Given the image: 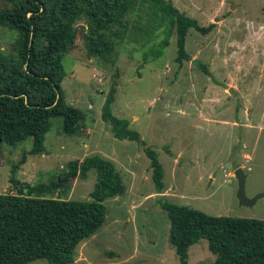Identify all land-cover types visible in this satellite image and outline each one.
I'll list each match as a JSON object with an SVG mask.
<instances>
[{
    "label": "rangeland",
    "instance_id": "374dc122",
    "mask_svg": "<svg viewBox=\"0 0 264 264\" xmlns=\"http://www.w3.org/2000/svg\"><path fill=\"white\" fill-rule=\"evenodd\" d=\"M166 1L203 27L216 25L206 36L190 30L186 46L191 61L176 62L174 32L164 55H156L166 28L160 13L151 16L147 2L129 15L115 65L88 57V25L80 20L76 43L63 58L62 89L67 103L84 114L81 129L65 135L63 119H52L43 155L29 154L33 138L0 145V194L16 193L12 180L33 186L57 181L72 161L99 156L114 162L127 192L106 200V222L78 247V264H180L163 202L216 217L264 221V0ZM17 38L16 31L0 27V55L15 54ZM116 72L113 114L128 120L156 152L164 170L163 195L157 193L145 147L115 138L102 119ZM238 169L246 176L247 198L262 196L253 205L240 202ZM96 184L92 170L52 197L91 201ZM215 260L206 239L189 251L188 264Z\"/></svg>",
    "mask_w": 264,
    "mask_h": 264
},
{
    "label": "trees",
    "instance_id": "16d2710c",
    "mask_svg": "<svg viewBox=\"0 0 264 264\" xmlns=\"http://www.w3.org/2000/svg\"><path fill=\"white\" fill-rule=\"evenodd\" d=\"M144 2L150 4L151 16L160 13L161 27L166 28V39L156 55H164L174 32L180 66L192 59L186 46L190 30L206 36L216 27L201 26L166 0H0V27L18 34L16 53L0 55V145L16 146L33 138L29 154L43 155L50 121L56 118L63 119L65 135H76L84 114L67 103L62 83L66 77L63 58L76 43L77 22L87 21L84 43L88 57L115 65L114 55L130 26L128 17ZM119 78L116 72L102 119L111 125L115 138L145 147L157 193L163 195L164 170L156 152L147 148L128 120L113 114ZM92 170L97 172V184L91 201L52 197ZM12 183L17 186L16 193L0 194V264H29L41 259L50 264H78V247L106 222V200L127 192L114 162L99 156L70 162L68 170L50 184ZM161 207L168 214L169 240L180 264L189 263L191 247L202 239L216 255L214 264H264L263 220L216 217L169 202Z\"/></svg>",
    "mask_w": 264,
    "mask_h": 264
},
{
    "label": "water",
    "instance_id": "95a60500",
    "mask_svg": "<svg viewBox=\"0 0 264 264\" xmlns=\"http://www.w3.org/2000/svg\"><path fill=\"white\" fill-rule=\"evenodd\" d=\"M236 178L239 183L238 197L240 199L241 204L243 205H253L257 202L259 198L262 196H258L254 199H248L246 196V176L243 169H238L236 171Z\"/></svg>",
    "mask_w": 264,
    "mask_h": 264
}]
</instances>
